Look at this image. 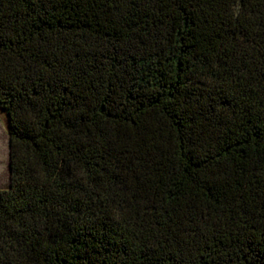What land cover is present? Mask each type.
Masks as SVG:
<instances>
[{
	"label": "trees",
	"instance_id": "1",
	"mask_svg": "<svg viewBox=\"0 0 264 264\" xmlns=\"http://www.w3.org/2000/svg\"><path fill=\"white\" fill-rule=\"evenodd\" d=\"M0 264H264V0H0Z\"/></svg>",
	"mask_w": 264,
	"mask_h": 264
},
{
	"label": "rangeland",
	"instance_id": "2",
	"mask_svg": "<svg viewBox=\"0 0 264 264\" xmlns=\"http://www.w3.org/2000/svg\"><path fill=\"white\" fill-rule=\"evenodd\" d=\"M10 185L9 135L6 114L0 110V189Z\"/></svg>",
	"mask_w": 264,
	"mask_h": 264
}]
</instances>
